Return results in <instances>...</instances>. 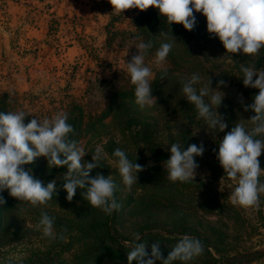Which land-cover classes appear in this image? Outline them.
Returning <instances> with one entry per match:
<instances>
[{
  "label": "rangeland",
  "instance_id": "1",
  "mask_svg": "<svg viewBox=\"0 0 264 264\" xmlns=\"http://www.w3.org/2000/svg\"><path fill=\"white\" fill-rule=\"evenodd\" d=\"M39 2L40 0H22L20 16H13L10 0H0V25L3 26L0 27V97L2 93H7L10 110H24L30 113L29 116L38 119L65 111L71 104L81 106L84 113H99L104 108L111 90L106 82H99L100 78L111 83L115 81L118 85L130 83L123 60L127 62L136 54L134 44L137 41L120 35L111 40V45L107 44L106 24L110 14L116 15L112 12L109 0L86 3L81 9L84 13L88 11L86 19L80 17L84 13H75L77 10L73 19L70 15L54 17L55 9L44 12L46 6L39 7ZM101 12L106 13L108 17ZM116 16L120 19L113 22L115 28H130L127 20L122 21V15ZM127 50L128 53L124 56ZM230 55L210 54L208 58L200 56L197 61L179 63V79L182 83L193 73H198L201 81L195 85L197 89L204 86L209 78V86L223 93L222 103L216 108L218 114L221 113V106L227 109L228 104L235 103L232 105L235 108L238 103L239 72ZM154 57L155 55L145 57V64L151 67L153 72L157 70L153 63ZM244 66L252 67L248 63ZM95 76L98 81H95ZM219 81L225 83L219 84ZM134 109L156 125L160 137L169 130L174 132L179 126V120L159 104L143 109L135 105ZM189 127L196 141H202L205 148L203 155L198 156L199 167L194 177V181L202 184L196 187L186 184L178 188L173 185L165 186L162 191L169 199L164 200L159 215L123 216L115 224L118 232L123 237L130 238L137 230L148 226L154 230L168 229L171 228L173 219L181 216L183 222L202 235L223 233L224 240L219 246V251L211 249L214 257L222 256L227 264H264V194H261L259 211L233 206L229 197L236 181L227 177L216 158L222 131L209 128L205 120ZM117 130L112 116L109 115L96 123L94 129L82 133L77 141L78 146L89 152L82 159L91 162V153L96 145L104 144L110 136L115 140L121 139ZM125 145L130 146L126 141ZM140 158L150 162L146 153L142 152ZM258 159L260 167L264 168L263 151ZM103 166H106L108 175L118 183L120 191L137 192L136 184L129 191L120 176L112 173H118L112 158L104 160ZM97 170L93 169L90 175ZM261 181L264 182V175L261 176ZM43 210L48 211L46 207H43ZM22 212L23 215L16 217L20 220L16 224L18 233L15 239L5 237L2 240L0 249L4 252L3 263L6 264L8 257L19 255L23 261L29 262L38 256L37 258L45 261L40 264H70L71 251L67 249L66 242L70 239L67 234L71 230L68 231L67 228L66 240L50 242L42 238V233L34 228L40 215H33L34 213L27 212L26 209ZM64 212L65 210H62L60 214ZM56 230L58 231L57 227ZM177 242H168L167 245L172 249ZM69 246L72 248V244ZM150 246L151 244H146V250ZM55 252L60 253L56 260L44 258L52 257ZM216 264L222 263L218 261Z\"/></svg>",
  "mask_w": 264,
  "mask_h": 264
},
{
  "label": "clouds",
  "instance_id": "2",
  "mask_svg": "<svg viewBox=\"0 0 264 264\" xmlns=\"http://www.w3.org/2000/svg\"><path fill=\"white\" fill-rule=\"evenodd\" d=\"M109 3L116 15L132 8L144 11L151 6L166 18L169 27L179 23L188 31L194 29L197 23L194 13L199 12L206 18L207 32L219 39L227 53L256 56L264 48V0H109ZM134 39L138 41L134 44L137 52L123 63L134 86L135 103L141 109L150 108L157 104V98L152 94V83L156 77L153 69L145 64V57L153 48V41L145 42L140 36ZM173 46L174 41L161 42L155 51L153 63L161 72V80L167 75L165 62ZM127 53L128 50L124 56ZM240 71L243 73V85L259 90L253 102L244 105L246 111L250 109L254 113L248 119L252 127L249 129L243 123H235L219 141L216 158L227 177L236 181L229 197L231 204L259 211L261 194H264V182L261 181L264 168L260 167L258 159L264 151V70L256 71L242 64ZM200 81V75L193 73L183 84V97L194 106L198 119L205 120L209 128L224 131L228 125L216 111L222 103L223 93L209 86V78L204 86L197 89L195 85ZM29 115L24 110L0 111V192L7 190L18 201L32 208H41L34 228L42 233V238L50 242L64 241L67 228L61 227L57 231L56 218L43 210V206H47L57 194L55 179L45 185L31 168L24 167L38 157H44L50 168L66 167L62 179L67 201L73 200L79 188L84 189L81 194L91 207L108 216L118 211L121 204L115 197L117 185L113 177L99 172L90 175L108 158L103 144L96 145L91 153V162L84 161L82 158L89 152L70 138L74 127L68 122V112L58 111L43 119L32 116L25 123V117ZM168 151L170 155L163 164L167 179L173 183L193 182L199 167L195 157L203 155V142L189 144L186 149L180 143H172ZM112 157L123 185L131 191L132 186L137 184V173L143 171L144 166L135 163L136 158L129 159L120 148L113 150ZM4 203V198L0 196V204ZM145 245L146 242H141L140 233H136L134 242L129 245L128 264H133V261L135 264H156L157 261L160 264H175L177 261L190 264L205 251L204 243L189 234H184L166 257L162 255L158 241L151 245L150 253ZM6 264H23V258L10 256Z\"/></svg>",
  "mask_w": 264,
  "mask_h": 264
},
{
  "label": "trees",
  "instance_id": "3",
  "mask_svg": "<svg viewBox=\"0 0 264 264\" xmlns=\"http://www.w3.org/2000/svg\"><path fill=\"white\" fill-rule=\"evenodd\" d=\"M197 23L192 31L185 30L179 23L167 24L166 18L160 16L158 10L149 7L147 10H137L136 14L131 18V28H115L112 24L114 21L120 19L116 15L110 14L108 23L106 24V34L108 37L107 44L111 45L112 39L115 36H128L134 38L140 36L145 42L153 41V48L150 49L146 56L155 55L156 49L161 42L174 41V46L165 62L167 67V75L165 79H160L161 72L155 70V80L152 83V94L157 98V104L161 105L163 109L168 110L172 117L179 120V126L173 131H167L165 134L160 133L156 129V125L146 120L145 116L134 109L137 105L134 97V86L129 82L115 84L107 79L100 78L99 82H106L110 85L111 90L104 108L99 112L84 113L81 106L71 104L69 109L65 110L69 114V123L74 127V133L71 139L78 141L80 135L84 132H89L95 128L96 123L101 122L107 116H112V121L117 127V133L121 139L115 140L109 137L106 143L103 144L105 152L108 157H112V152L116 148L124 150L129 159L136 160L144 166V170L137 173V192H122L120 186L117 185L115 192L116 200L121 204V208L115 211L111 216L105 215L101 210L91 207L86 200L83 199L82 192L84 189L77 188L76 194L71 202L65 199L67 193L63 189V176L66 167H48L47 161L44 157H38L33 163L25 165L26 168H31L33 174L44 181L45 185L49 180L55 179L56 192L53 199L48 202L46 211L50 216H54L55 227L58 231L61 227L68 228L70 238L68 240L67 249L71 251L69 259L70 264H128L127 253L131 251L130 244L134 242V236L127 238L123 237L117 230L115 224L123 216H132L134 214L143 215H159L162 212L164 200L169 199L162 191L165 186L179 187L181 185L192 184L194 187L201 185V182L180 183L170 182L167 179V171L163 164L170 155L168 147L172 143H180L186 149L189 144H199L194 136L189 125H196L203 119L197 118V113L194 106L188 103L183 97L182 81L179 79L180 62H191L198 60L200 56L208 58L212 54H228L224 49L219 39L206 30V18L199 12H195ZM165 34V35H162ZM135 40V39H134ZM138 43V41H137ZM231 61L237 68L239 76L237 77V85L239 97L235 108L234 104H228L227 109L221 106V113L219 115L227 123L228 127L222 131V138L227 131L235 123H243L249 129L252 125L248 119L254 113L249 109L245 110L244 105L251 104L253 97L258 93V89L246 87L243 85L240 66L250 64L254 69L264 68V48L260 50L259 55H245L241 53L231 54ZM120 74L122 71H119ZM235 76V75H234ZM236 77V76H235ZM95 81L98 77L95 76ZM90 87V86H89ZM89 89V88H88ZM241 98L243 103H241ZM9 95L2 93L0 97V111H16L10 110L7 100ZM32 117L26 116L25 123ZM125 141L130 146L125 145ZM146 153L150 162L140 158L141 153ZM264 152V151H263ZM196 161L198 157H195ZM98 170L92 174L94 176L97 172L107 176L106 166L97 168ZM113 174L118 175L115 171ZM5 200L4 204H0V248L1 243L5 237L10 240L15 239L18 228L16 224L19 222L18 215H23L22 210L34 213L33 215H40V208H32L29 204L18 201L11 197L8 191L0 192ZM64 206V207H63ZM63 214H60L62 210ZM164 207V211H165ZM28 215V214H27ZM18 216V217H19ZM31 216V214H29ZM32 217V216H31ZM171 228L154 230L152 227L141 228L137 233L141 235V242L146 244H153L159 242V247L162 255L167 256L171 250L167 245L168 242H177L184 234H189L193 237L199 238L205 245L203 255L195 258L190 264H216L220 262L227 264L222 256L214 257L211 249L218 252L219 246L224 240L223 233L218 232L208 235H202L196 230L190 228L188 224L181 220V216L173 219ZM13 229L11 230V228ZM12 235V236H11ZM69 244H72L70 248ZM3 249H0V264L3 263ZM147 252H151V246L148 247ZM60 253H54L52 257H44L46 260L54 261ZM35 256L32 260L23 261V264H40L44 260ZM63 262V260H62ZM135 264V261H133ZM156 264H160L159 261ZM175 264H180L179 261Z\"/></svg>",
  "mask_w": 264,
  "mask_h": 264
},
{
  "label": "crops",
  "instance_id": "4",
  "mask_svg": "<svg viewBox=\"0 0 264 264\" xmlns=\"http://www.w3.org/2000/svg\"><path fill=\"white\" fill-rule=\"evenodd\" d=\"M90 1H91L90 4L95 2V0H40L38 5H41V6H39L41 8H44V6H46L44 8V12L49 11V9L51 11H52V9H55L54 17L60 16V15H70L71 19H73L74 18V15H73L74 12L77 10L78 12H75V13H84V11L81 9H82V7H84L86 5V3L90 2ZM10 5H11L10 11L13 12V16H17V14L20 16L19 11H21V9H22V0H10ZM89 7H91V5H89ZM137 10L138 9H136V8H132V9L124 10L122 12V14H120V15H122V17H121L122 21L127 20L128 26L130 28H131V18L133 15L136 14ZM102 14H104L105 16L108 17V15L106 13H102ZM87 16H88V11L85 12L83 15L81 14L80 17H83L84 19H86ZM106 20H107V18H106ZM0 27L2 28L3 26L0 25ZM120 28H123V27H120Z\"/></svg>",
  "mask_w": 264,
  "mask_h": 264
}]
</instances>
